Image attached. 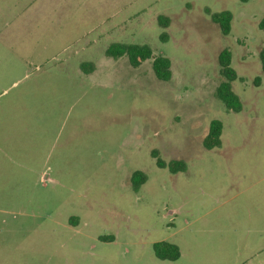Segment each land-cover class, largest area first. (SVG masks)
<instances>
[{
	"label": "rangeland",
	"instance_id": "rangeland-1",
	"mask_svg": "<svg viewBox=\"0 0 264 264\" xmlns=\"http://www.w3.org/2000/svg\"><path fill=\"white\" fill-rule=\"evenodd\" d=\"M223 50L239 112L217 95ZM262 51L264 0H0V264H264Z\"/></svg>",
	"mask_w": 264,
	"mask_h": 264
},
{
	"label": "trees",
	"instance_id": "trees-1",
	"mask_svg": "<svg viewBox=\"0 0 264 264\" xmlns=\"http://www.w3.org/2000/svg\"><path fill=\"white\" fill-rule=\"evenodd\" d=\"M212 19L216 24L219 25L223 34L228 35L230 33L231 22L233 19L232 13L228 11L217 13L212 16ZM160 21L162 24H167L166 19L160 18ZM107 54L113 58L127 56L130 65L133 67H138L147 60H153L152 68L159 80L169 81L172 78L171 60L165 56H154L152 49L148 46H141L137 44H115L108 49ZM260 57L264 71V51L260 53ZM219 64L221 67L223 81L217 88V95L225 103L227 108L233 112H239L242 109V101L233 90V82L237 79V73L232 67V56L230 51H221L219 55ZM222 132L223 123L220 120L212 121L208 134L204 140V146L208 149L217 147L221 142ZM155 157L158 156L156 155ZM157 163L160 167L165 165V163L159 157ZM183 167V161L175 160L170 163L171 170L175 172L182 170ZM145 178V175L139 171L135 172L133 175V181L135 183H143ZM153 249L155 256L160 260L175 261L181 255L179 247L169 242L155 243Z\"/></svg>",
	"mask_w": 264,
	"mask_h": 264
}]
</instances>
